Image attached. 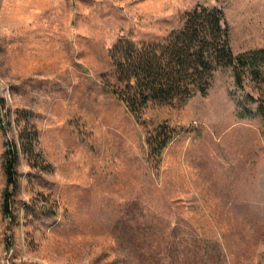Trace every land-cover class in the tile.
<instances>
[{
	"label": "rangeland",
	"instance_id": "374dc122",
	"mask_svg": "<svg viewBox=\"0 0 264 264\" xmlns=\"http://www.w3.org/2000/svg\"><path fill=\"white\" fill-rule=\"evenodd\" d=\"M198 4L236 58L264 49V0H0V264H264V60L141 114L103 83L120 37L163 42Z\"/></svg>",
	"mask_w": 264,
	"mask_h": 264
},
{
	"label": "trees",
	"instance_id": "16d2710c",
	"mask_svg": "<svg viewBox=\"0 0 264 264\" xmlns=\"http://www.w3.org/2000/svg\"><path fill=\"white\" fill-rule=\"evenodd\" d=\"M181 28L173 30L163 42L137 43L120 37L109 50L110 72L103 76L106 89L134 114L149 105L184 102L196 94L205 96L219 68L235 67L239 82L242 69L249 67L253 77L261 72L264 49L236 58L230 44V29L222 9L198 4L184 14ZM262 115L264 112L262 109ZM172 131L158 127L149 138V156L161 159L172 138ZM22 137L24 152L32 149ZM19 148L12 143L4 154L7 176L3 213L12 214L9 195L15 186V167Z\"/></svg>",
	"mask_w": 264,
	"mask_h": 264
}]
</instances>
